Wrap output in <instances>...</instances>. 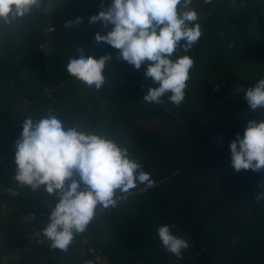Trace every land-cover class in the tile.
<instances>
[{"label":"trees","instance_id":"trees-1","mask_svg":"<svg viewBox=\"0 0 264 264\" xmlns=\"http://www.w3.org/2000/svg\"><path fill=\"white\" fill-rule=\"evenodd\" d=\"M110 3L46 0L40 11L0 30V264H93L91 248L101 249L111 264H264V201H255L264 191L258 187L264 172H236L229 148L248 121L264 118V110L252 112L244 99L264 76L245 79L239 72L264 57V0H192L202 36L173 57L188 55L194 61L179 106L167 96L160 104L143 102L148 88L156 86L144 79L146 65L136 70L116 58L119 50L95 43V35H106L112 26L89 20ZM77 18L83 20L79 26ZM52 24L54 50L47 57L39 45ZM81 49L97 59L113 56L101 90L88 87L85 93L66 71L68 59ZM242 87L237 102L217 106ZM47 88L55 91L52 100ZM47 114L113 137L154 182L122 194L114 208L99 209L67 252L32 243L44 237L40 231L56 196L15 187L14 146L21 125ZM162 225L189 239L183 259L161 245L157 229Z\"/></svg>","mask_w":264,"mask_h":264},{"label":"clouds","instance_id":"clouds-1","mask_svg":"<svg viewBox=\"0 0 264 264\" xmlns=\"http://www.w3.org/2000/svg\"><path fill=\"white\" fill-rule=\"evenodd\" d=\"M211 2L204 0L206 4ZM45 3L0 0V30L27 19ZM191 5L192 0H111L89 20L91 25L112 26L106 35H95L96 44L106 43L119 50L116 58L136 70L146 65L144 79L156 86L148 88L142 99L145 103L160 104L167 96L179 106L185 99L194 61L188 55L173 57L181 48L189 51L202 36L199 16ZM74 23L79 26L83 20L77 18ZM65 25L71 28L73 22ZM79 51L78 56L68 59L67 73L85 86L101 90L107 79L104 69L113 56L97 59ZM244 99L252 112L264 110V78L245 91ZM21 126L22 134L14 146L15 187H28L33 193L43 189L58 199L40 231L53 249L67 252L99 209L116 207L122 194L139 185L153 186L150 174L113 137L82 129L79 124L69 126L55 114L28 117ZM229 148L236 172H264V118L248 121L243 136L237 134ZM258 187L264 189V181ZM255 201H264V191L256 195ZM171 229L169 225L158 227V238L167 252L183 259L182 253L190 247L189 239Z\"/></svg>","mask_w":264,"mask_h":264},{"label":"built area","instance_id":"built-area-1","mask_svg":"<svg viewBox=\"0 0 264 264\" xmlns=\"http://www.w3.org/2000/svg\"><path fill=\"white\" fill-rule=\"evenodd\" d=\"M47 11H48V9H47ZM48 12L52 15V13L50 11H48ZM54 34H55V26L53 24L49 25L45 30L46 40L43 41L39 45V48L43 51V53L47 57H49L54 50L52 42L49 40V36L50 35L53 36ZM46 68L49 69L50 71H52L50 69V65L47 64ZM54 93H55V91L53 89H50V88L46 89V97L49 98L50 100H52V98H54V96H53ZM3 130H6V128L4 126H3ZM57 203H58V199L56 198L55 205ZM32 243H33L34 247H42L46 243H50V242L45 237H40V238L33 239ZM90 253L93 255V264H111L107 255L101 249L94 250L91 248Z\"/></svg>","mask_w":264,"mask_h":264},{"label":"rangeland","instance_id":"rangeland-1","mask_svg":"<svg viewBox=\"0 0 264 264\" xmlns=\"http://www.w3.org/2000/svg\"><path fill=\"white\" fill-rule=\"evenodd\" d=\"M260 34H261L260 39L264 44V33L261 32ZM239 72H240V75L245 79H253V78H258V77L260 78L264 76V57L262 59L259 58L255 60L249 65H245V67H243V69L241 68ZM243 90H244L243 87L236 89L228 97L218 102L217 106H222L223 104H225V102L230 101V100H234L237 102V96L240 93H242Z\"/></svg>","mask_w":264,"mask_h":264},{"label":"crops","instance_id":"crops-1","mask_svg":"<svg viewBox=\"0 0 264 264\" xmlns=\"http://www.w3.org/2000/svg\"><path fill=\"white\" fill-rule=\"evenodd\" d=\"M79 87H80V89L82 90V91H84L85 93H86V89H88V87L87 86H85L84 84H82L81 82H80V85H79ZM27 233L30 235V236H32L33 234H34V232L32 231V230H28L27 231ZM85 243H87V242H85ZM84 243V244H85ZM89 251V250H88ZM90 255V254H89Z\"/></svg>","mask_w":264,"mask_h":264}]
</instances>
